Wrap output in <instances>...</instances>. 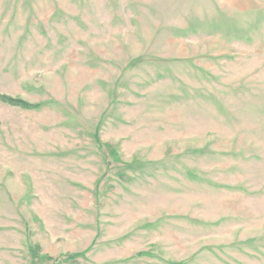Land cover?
<instances>
[{
  "label": "rangeland",
  "instance_id": "374dc122",
  "mask_svg": "<svg viewBox=\"0 0 264 264\" xmlns=\"http://www.w3.org/2000/svg\"><path fill=\"white\" fill-rule=\"evenodd\" d=\"M0 264H264V0H0Z\"/></svg>",
  "mask_w": 264,
  "mask_h": 264
},
{
  "label": "trees",
  "instance_id": "16d2710c",
  "mask_svg": "<svg viewBox=\"0 0 264 264\" xmlns=\"http://www.w3.org/2000/svg\"><path fill=\"white\" fill-rule=\"evenodd\" d=\"M11 102H13V101H11ZM23 106H27V105H25V104H23V103H21Z\"/></svg>",
  "mask_w": 264,
  "mask_h": 264
}]
</instances>
